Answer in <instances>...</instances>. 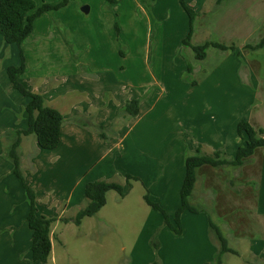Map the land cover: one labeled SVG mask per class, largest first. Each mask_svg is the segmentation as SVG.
I'll list each match as a JSON object with an SVG mask.
<instances>
[{
  "label": "crops",
  "instance_id": "1",
  "mask_svg": "<svg viewBox=\"0 0 264 264\" xmlns=\"http://www.w3.org/2000/svg\"><path fill=\"white\" fill-rule=\"evenodd\" d=\"M187 2L199 13L192 37L194 42L206 30L220 31L223 33L221 38L226 39L227 36L228 39L212 41L232 45L246 37L245 44H241L245 49L246 45L257 43L264 36V0ZM106 14V18L113 20L114 29L113 13L111 16ZM77 17L86 20L79 13ZM63 23L59 18L58 25L53 24L49 12L42 14L35 20L32 33L21 45L27 65L21 81L30 90L42 94L47 105L57 108L64 115L61 139L56 148H41L34 134L23 135L19 147L26 180L36 191L38 213L56 218L52 224V251L47 262L32 258V229L26 220L30 206L26 191L13 173L12 162L6 154L9 144L6 131L28 127L25 109L28 97L14 88L7 73L9 65L20 64V47L0 37V50L5 49L10 54L4 60L0 54V264H65L71 259L68 257V232L76 236L82 247L89 248V264H99L100 257H125L122 264H151L156 259L161 264H217L220 243L210 230L208 216L200 215L201 212H184L182 234H175L159 219L162 228L157 249L152 246L150 232L142 245H139L140 240L130 248L124 243L118 244L119 250L116 252L115 238L107 234L114 227V220L101 213L107 202L95 215L84 217L80 224L61 220L62 217H75L87 204L85 186L89 181L110 177L115 164L107 156L116 148H122L123 139L128 133L124 132L117 140L108 143L98 129L81 123L82 118H89L95 124L107 127L113 120L116 108L124 102L113 93L115 80L107 70L101 74L83 70L84 46L88 48V53L97 50L85 64L91 67L96 63L104 65L105 53H101L100 44L96 46L90 41L86 42L84 39L87 35L82 29L73 33L72 28L61 26ZM111 39L114 43V38ZM206 41L208 39L203 43ZM113 47L116 52L118 48ZM212 51L215 57L210 64L207 63L209 69L201 81L190 89L191 97L196 98L189 103V121L193 126L192 138L195 139L192 142L197 147L208 146L212 152L225 150L231 159L238 146L245 142L244 136L238 132V123L242 119H247L256 128H264V89H259L253 73L260 70L261 63L257 59H249L250 67L243 69L238 48L236 51H222L215 46L208 48L207 56L202 60H207ZM113 96L118 105H115ZM106 97L109 101H106ZM201 98L206 102L211 99L215 107L200 112L196 103ZM142 120L143 117L139 116L132 127H139L142 131L139 136L144 137L141 142L145 146L147 123H142ZM99 149H102L101 161L95 162ZM239 169L247 185L235 191L227 186L226 169L207 164L201 166L192 195L195 197L201 192L206 200L212 189L218 190L222 186L224 192L214 195L216 202L213 205L220 219L217 224L225 234L228 245L236 252H225L221 264H226L225 258L229 254L240 255L244 249L248 253L249 259L246 261L249 264H264V146L258 147ZM179 171H169L170 184L164 188L165 192L170 191L174 196L181 192L185 167ZM139 177L143 176L139 174ZM226 199H230L231 203H226ZM174 205L176 212L180 200L178 202L176 199ZM190 213L200 214L194 216ZM248 225L253 227L254 232L246 236L243 231ZM244 242L245 246L242 244ZM73 264L76 263L73 261Z\"/></svg>",
  "mask_w": 264,
  "mask_h": 264
},
{
  "label": "rangeland",
  "instance_id": "2",
  "mask_svg": "<svg viewBox=\"0 0 264 264\" xmlns=\"http://www.w3.org/2000/svg\"><path fill=\"white\" fill-rule=\"evenodd\" d=\"M41 1L37 0L38 3ZM45 1L53 3L57 0ZM86 5L91 8L88 13L82 10V7ZM49 13L53 24L58 25V19L61 18L64 21L61 26L72 28L73 33L82 29L84 35H87L84 39L86 42L90 41L96 46L100 44L101 53H105L104 65L100 66L96 63L91 67L85 64L97 50L88 53V48L84 46L83 70L95 74H101L107 70L115 80L113 93L116 98L124 102L122 106L116 108L113 120L105 129L106 137L104 138L106 142L111 143L128 131L123 139L122 148H116L107 156L108 159L114 160L115 169L109 173L110 177L106 180L119 182L129 188L133 185L126 198H122L115 190L109 191L108 204L101 212L105 217L112 218L115 223L107 233L115 238L114 252L119 250L118 244L124 243L127 248H130L140 240L139 245H142L144 238H147L150 232L151 238L157 236L159 239L162 228L161 224L159 226V219L164 221L163 215L145 201L144 194L148 192L153 200L160 202L167 212L174 216V204L176 199L179 202L180 193L174 196L173 193L170 194V191L165 192L164 188L170 184L169 171L172 169L174 173L176 171L179 173V170L185 167L186 156L196 153L198 148L192 142L195 139L192 138L193 126L189 121L191 115L189 103L196 100L191 97L190 89L201 81L202 76L209 69L207 63L210 64L214 59L215 48L207 60H202L196 58L192 47L184 44L183 40L189 30L188 14L180 0H119L117 3H108L107 0H69L67 5ZM77 13L86 17V20L79 19ZM106 13L109 16L113 13L114 29L113 20L106 18ZM116 23L119 30L116 28ZM222 34L220 31L206 30L197 36L195 42L192 39V43L202 44L206 39L219 41L228 39L227 36L226 39H222ZM111 38H114V43ZM245 38L238 39L237 43L232 45L236 46V50L239 49L243 69L250 67L249 59L260 61V70L253 73L254 81L262 90L264 89V47L258 49L247 47L245 50L241 45L245 44ZM113 46L118 48L115 49L116 52L113 51ZM0 54L2 60L10 57L5 49L0 50ZM190 66L193 68L192 71L189 69ZM115 96L113 101L116 105L118 101L114 100ZM109 98L106 97V101H109ZM132 99L139 100L138 114L133 115L124 111L122 113L124 105ZM212 106L215 107L211 99H207L206 102L201 98L196 103V108L200 112ZM139 116L143 117L142 123H147L148 135L145 137V146L141 142L144 137L139 136L142 131L139 127L136 129L132 127ZM93 123L95 124V121ZM201 150L204 153L207 151V154L213 153L208 146H202ZM98 153L95 162L101 161L102 149H99ZM222 168L226 169L228 187L240 191L247 185L239 174V168L233 169L230 166ZM128 174L132 175L131 185L127 182ZM139 174L143 177L140 178ZM232 177L236 181L235 187L230 184ZM220 187L218 190L212 189L210 197L206 200L201 192L190 198L191 203L201 209L200 215L211 217L216 223H220V219L213 204L216 202L214 195L216 196L220 191L224 192L221 185ZM225 202L231 203V200L226 199ZM199 214L190 213L189 215ZM100 228L99 225V232ZM243 232L244 235L249 236L254 230L251 225H248V228L244 227ZM67 240L70 256L69 254L66 256L71 259L65 264H73V261L76 264H89V248L82 247V243L77 241L76 236L69 232ZM242 244L245 246L246 243ZM124 258L100 257L99 264H122ZM247 258L248 253L244 249L240 255L226 256L225 262L226 264H249L246 261Z\"/></svg>",
  "mask_w": 264,
  "mask_h": 264
},
{
  "label": "trees",
  "instance_id": "3",
  "mask_svg": "<svg viewBox=\"0 0 264 264\" xmlns=\"http://www.w3.org/2000/svg\"><path fill=\"white\" fill-rule=\"evenodd\" d=\"M108 3H117L119 0H107ZM223 0H218L222 2ZM69 0H60L57 3L43 1L38 4L35 0H0V35L5 42L16 44L20 47L21 62L19 65H9L7 67L8 77L14 88L22 95L28 97L26 104V112L28 115V127L26 129H10L6 131L9 139L6 154L12 162V171L22 183L27 199L29 202V213L27 222L32 229V258L35 261L47 262L52 251L51 229L56 218L47 217L38 213L36 204V191L31 186L23 172L21 166V156L19 147L23 135L34 134L39 146L43 149L56 148L61 139V131L64 123V115L55 107L46 104L44 96L40 93L30 90L21 81L22 75L26 72V58L21 48L22 43L29 37L34 29L35 20L42 14L54 10H58L67 5ZM184 10L189 17V30L184 38L185 45L192 47L195 56L198 59H204L207 56V50L210 46H215L221 50L232 49L236 51L235 45H227L217 41L208 40L202 44H193L192 37L195 31V22L198 16L196 11L187 0H180ZM116 28L119 30L118 23ZM246 47L258 49L264 47V36L256 44H248ZM190 71L193 70L191 66ZM128 112L137 115L139 112V100L132 99L128 101L121 112ZM84 125H91L98 129L104 137H106V127L94 124L89 118H82ZM238 132L244 136L245 142L240 144L236 150L234 158H228L224 150H215L212 154L204 153L201 146H198L196 153L188 154L185 158V176L180 192V205L174 216H171L167 210L157 201H154L149 193L144 194L145 201L155 210L163 215L164 224L167 225L175 234L183 233L182 215L184 212H200L201 209L191 203L190 197L194 191L198 178V169L203 165H211L214 167H231L237 169L247 162L258 147L264 146V128L254 127L247 119H242L238 123ZM132 175H127L129 185ZM231 186L236 185V181L232 177ZM237 188V187H236ZM115 190L121 197L126 196L129 187L116 181L106 179H97L89 181L85 186V196L87 204L81 208L75 217H62V221H74L80 224L86 216H93L107 202V193ZM209 218L210 230L214 233L220 243V251L216 256L217 264L222 263V255L225 252H236L228 245V240L220 226L211 218ZM160 242L157 236L152 239V246L159 248ZM151 264H161L159 259L154 260Z\"/></svg>",
  "mask_w": 264,
  "mask_h": 264
},
{
  "label": "water",
  "instance_id": "4",
  "mask_svg": "<svg viewBox=\"0 0 264 264\" xmlns=\"http://www.w3.org/2000/svg\"><path fill=\"white\" fill-rule=\"evenodd\" d=\"M82 10L84 11V12H86V13H88L89 11H90V7L89 6H83L82 7Z\"/></svg>",
  "mask_w": 264,
  "mask_h": 264
}]
</instances>
